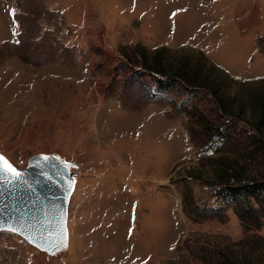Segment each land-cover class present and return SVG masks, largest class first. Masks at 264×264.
Returning a JSON list of instances; mask_svg holds the SVG:
<instances>
[{
  "label": "rangeland",
  "instance_id": "1",
  "mask_svg": "<svg viewBox=\"0 0 264 264\" xmlns=\"http://www.w3.org/2000/svg\"><path fill=\"white\" fill-rule=\"evenodd\" d=\"M262 94L264 0H0V153L76 165L68 249L1 231L0 264H264L260 203L219 181L264 180Z\"/></svg>",
  "mask_w": 264,
  "mask_h": 264
},
{
  "label": "water",
  "instance_id": "2",
  "mask_svg": "<svg viewBox=\"0 0 264 264\" xmlns=\"http://www.w3.org/2000/svg\"><path fill=\"white\" fill-rule=\"evenodd\" d=\"M45 155L60 158L51 161L55 169L45 165L41 159ZM14 167L22 172L26 183H0V232H13L48 255L57 256L69 246L68 211L76 187L72 171L76 165L55 154H37L26 168Z\"/></svg>",
  "mask_w": 264,
  "mask_h": 264
},
{
  "label": "trees",
  "instance_id": "3",
  "mask_svg": "<svg viewBox=\"0 0 264 264\" xmlns=\"http://www.w3.org/2000/svg\"><path fill=\"white\" fill-rule=\"evenodd\" d=\"M166 47H161L153 52V55L151 57V66L147 64V58L144 56V63L147 65V67H150V69L156 70L157 73L160 74V76L165 77L168 79L167 81L170 83L171 79H174V82L180 81L183 82V84H186L187 86H197V87H203L205 90L211 91V93L214 95H220L218 91H213L212 86L215 84V82H211L208 80L205 81V78H199V75L197 72L192 73L191 69H188V62L184 63V61L181 60L180 66L175 69V71L172 73H167L163 70V64H164V57L163 52L166 51ZM158 68V69H155ZM166 74V75H165ZM158 86L160 84H163V80L161 82V79H158ZM166 80H164L165 82ZM168 84V83H167ZM220 97V96H219ZM214 98L216 99L215 95ZM217 100V99H216ZM257 103L260 106V120L257 124L256 129H259L264 126V94H262L260 97L259 95L256 97ZM221 106V102H223V99H221V102L217 100ZM261 144V143H260ZM255 145V144H254ZM254 145L252 146V149L254 148ZM258 147V146H257ZM224 165V168L221 169V173L219 174V181L226 187V191L229 194L234 195H240L241 197H245L248 200H255L262 208H246L243 210V212L238 210V215L242 218V221L249 220L252 218H255L257 222L261 219V215L264 216V204H261V192L264 191V180H257V179H250L247 178L245 175V171L241 166H237L236 162H222V166ZM234 169L236 172H234Z\"/></svg>",
  "mask_w": 264,
  "mask_h": 264
},
{
  "label": "snow or ice",
  "instance_id": "4",
  "mask_svg": "<svg viewBox=\"0 0 264 264\" xmlns=\"http://www.w3.org/2000/svg\"><path fill=\"white\" fill-rule=\"evenodd\" d=\"M45 165L55 169L56 164L51 163V161H59V157H49V156H43L41 158ZM63 164V166L66 168L67 165L65 162H60ZM37 167H41L39 162H37ZM44 174V173H42ZM60 173H57L59 175ZM23 181V174L21 171H18L3 155H0V183L9 184V183H15V182H21ZM26 183V181H23ZM12 231H15V229H11ZM65 238H66V231L64 232Z\"/></svg>",
  "mask_w": 264,
  "mask_h": 264
}]
</instances>
